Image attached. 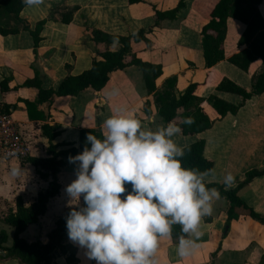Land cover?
I'll list each match as a JSON object with an SVG mask.
<instances>
[{
	"label": "crops",
	"instance_id": "0c3cea01",
	"mask_svg": "<svg viewBox=\"0 0 264 264\" xmlns=\"http://www.w3.org/2000/svg\"><path fill=\"white\" fill-rule=\"evenodd\" d=\"M179 0H147L128 4L127 0H44L39 6L24 5L18 23L12 14L0 10V26L16 27L18 32L0 35V81L11 78L22 83L37 73L44 89H56L67 75H77L91 66L96 51L103 49L95 44L86 28H97L119 35L145 31L149 41L133 43V51L142 61L160 64L161 74L155 79L160 89L166 79L175 78L174 89L182 93L188 84L196 83L195 93L207 97L215 95L237 106L234 113H226L212 125L196 134H177L173 137L183 147L195 141L204 143L203 155L212 161L210 174L205 183L224 184V177H234L233 189L246 172L264 166V89L261 93L242 101L234 93L218 91L216 83L226 77L246 90L252 89L254 77L263 66L260 59L254 60L246 71L231 64L228 58L237 53V40L244 24L228 18L223 40L224 59L210 68H205L200 46V30L208 20V12L217 0H184V5L175 19H164L154 26V7L160 11L174 8ZM73 9L71 19L64 23L62 14ZM258 11L264 20V0L258 4ZM43 21L39 40L34 44L30 31L36 23ZM22 24L29 30L22 29ZM31 88L0 91V107L16 105L10 112L30 145L29 157H47L48 139L40 134V125L57 124L60 132L53 139L55 151L64 160V167L57 173L60 185L58 194L50 198L46 210L38 221L27 225L19 236L27 242L47 241V233L57 218L67 208H80L83 198L77 202L70 199L65 188L75 179L77 164L69 163L61 152L77 147L79 131L100 130L104 136V120L114 115L116 109L124 108L141 121L142 127L157 130L164 127L157 114L153 94L146 91L142 73L136 67L114 70L99 91L85 89L77 95L57 96L47 110L48 120H29L23 99L34 100ZM148 105V112L144 107ZM82 150L78 149L77 153ZM12 167L22 169L16 177L10 175ZM48 181L41 179L35 167L26 160L0 161V229L7 235L5 246H10L14 236L13 227L4 224L2 217L9 210L14 211L16 202L31 204L37 193L46 189ZM239 198L255 213L264 217V174L253 177L237 190ZM228 201L220 196L212 202L210 215L202 218L201 235L190 255L180 257L176 247L178 240L186 236L161 238L155 253L156 264H264V223L251 218L244 208H235L236 217L228 221ZM190 238V237H189ZM65 245L74 247L77 264H96L85 256V250L66 237ZM0 264H23L20 260L0 255ZM50 264H68L66 254L56 248L50 255Z\"/></svg>",
	"mask_w": 264,
	"mask_h": 264
},
{
	"label": "trees",
	"instance_id": "16d2710c",
	"mask_svg": "<svg viewBox=\"0 0 264 264\" xmlns=\"http://www.w3.org/2000/svg\"><path fill=\"white\" fill-rule=\"evenodd\" d=\"M147 0H127L128 4L137 2H146ZM261 0H217L208 12V20L200 30V46L204 59L205 68H210L218 61L224 59L223 40L226 34V20L233 18L244 24V29L237 40L238 52L228 58V61L243 71L248 69L250 63L260 59L262 70L252 81V89L246 90L235 84L226 77H221L215 85L218 91L237 94L242 101L259 94L264 89V20L258 11V4ZM25 4L22 0H0V10L5 14H12V17L18 22L20 9ZM184 5V0H179L177 5L166 11L157 10L154 7V26H158L164 19L173 20L177 12ZM73 9L66 10L62 14L61 21L67 23L71 19ZM43 21L36 23L34 30L30 34L37 44L39 40V31ZM22 29L29 30L28 26L22 24ZM16 27L0 26V35L16 33ZM86 32L97 45L103 46V49L96 51L92 57L89 69L82 71L77 75H67L64 77L56 89H44L41 87L37 73L30 79L22 83H16L11 78H4L0 81V91L16 90L20 87L31 88L35 92L34 100L23 99L25 111L29 120H48L50 116L48 109L52 100L57 96H74L85 89L99 91L107 82L109 75L114 70H125L129 67H136L142 73L143 82L148 93L153 94V102L157 114L162 118L164 124L169 122L177 125L181 129V134L189 135L199 133L210 127L212 123L224 116L226 113H234L237 106L232 105L215 95L204 97L195 93L197 84L190 83L182 93H176L174 89L175 78L170 77L163 83L162 88L156 89L154 81L161 74V65L145 62L137 58L133 51V43L144 41L149 45L145 38V31L140 30L135 34L119 35L104 32L97 28H86ZM16 105L4 104L0 107V112L10 114ZM148 112V105L144 107ZM191 117L193 122L185 124V118ZM60 129L57 124L49 125L42 123L40 125V134L48 139L46 149L47 157H28L27 162L35 167L37 175L48 181L46 189L39 191L34 201L25 206L20 200L16 202L14 211L9 210L2 217V222L14 229V236L10 246H5L7 235L0 229V249L7 257H13L20 260L23 264H50V255L56 249L66 254L68 264H77V259L72 245H65L67 237L65 227V218L73 208L64 210L62 217L55 220L54 226L47 233V241L27 242L19 236L27 225L38 221L46 210V204L50 198L58 194L60 185L57 180V173L64 167V160L59 158L55 151L53 139L59 134ZM91 133L98 139L103 138L100 130L82 129L79 131L77 147H69L61 152V155L68 158L75 156L78 149L83 150L90 147L86 141V136ZM204 143L201 140L195 141L183 146L184 156L181 158L182 166L194 168L199 171L211 170L212 161L203 155ZM264 174V166L261 169H252L246 172L244 179L238 185L229 189L225 184L206 183V186L216 188L220 196L228 201L227 216L228 221L235 216V208H244L248 215L262 223L264 217L255 213L249 208L237 195V190L247 184L253 177ZM130 190V185H125ZM84 206L82 202L81 207ZM78 209V208H76ZM179 225L172 226L171 236H180Z\"/></svg>",
	"mask_w": 264,
	"mask_h": 264
},
{
	"label": "clouds",
	"instance_id": "9594fccd",
	"mask_svg": "<svg viewBox=\"0 0 264 264\" xmlns=\"http://www.w3.org/2000/svg\"><path fill=\"white\" fill-rule=\"evenodd\" d=\"M43 2L22 0L29 7ZM103 124V138L89 133L90 147L68 157L77 170L65 192L84 202L65 218L68 239L96 264H156L160 239L170 238L172 226L179 225L187 235L178 240L177 255H190L202 218L220 197L216 188L206 186L211 170L182 166L184 149L173 140L181 129L171 122L155 131L145 129L133 114L118 108ZM22 171L12 167L10 175ZM233 180L227 173L224 184L231 186Z\"/></svg>",
	"mask_w": 264,
	"mask_h": 264
},
{
	"label": "built area",
	"instance_id": "2783aa9c",
	"mask_svg": "<svg viewBox=\"0 0 264 264\" xmlns=\"http://www.w3.org/2000/svg\"><path fill=\"white\" fill-rule=\"evenodd\" d=\"M30 145L10 114L0 112V161L26 160Z\"/></svg>",
	"mask_w": 264,
	"mask_h": 264
},
{
	"label": "water",
	"instance_id": "95a60500",
	"mask_svg": "<svg viewBox=\"0 0 264 264\" xmlns=\"http://www.w3.org/2000/svg\"><path fill=\"white\" fill-rule=\"evenodd\" d=\"M4 251L2 249H0V255H3Z\"/></svg>",
	"mask_w": 264,
	"mask_h": 264
}]
</instances>
